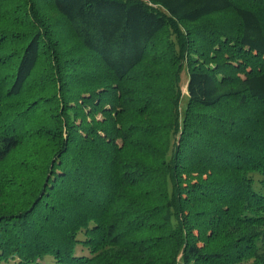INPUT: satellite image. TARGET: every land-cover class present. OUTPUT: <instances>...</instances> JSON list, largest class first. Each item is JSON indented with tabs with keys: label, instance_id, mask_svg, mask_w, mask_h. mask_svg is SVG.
I'll use <instances>...</instances> for the list:
<instances>
[{
	"label": "trees",
	"instance_id": "obj_1",
	"mask_svg": "<svg viewBox=\"0 0 264 264\" xmlns=\"http://www.w3.org/2000/svg\"><path fill=\"white\" fill-rule=\"evenodd\" d=\"M48 257L264 264V0H0V264Z\"/></svg>",
	"mask_w": 264,
	"mask_h": 264
},
{
	"label": "rangeland",
	"instance_id": "obj_2",
	"mask_svg": "<svg viewBox=\"0 0 264 264\" xmlns=\"http://www.w3.org/2000/svg\"><path fill=\"white\" fill-rule=\"evenodd\" d=\"M187 79H188L187 74L186 73H183V76H182V86H183V90L182 91H183V94H186L187 93L186 92ZM185 103H186V100L183 101V104H185ZM255 179L258 180V179H260V177L255 176ZM79 253H82L81 248L79 249ZM83 253L84 254H87L86 251H83ZM45 260L46 261L42 262L41 264H56L51 257H48ZM11 264H14V263H11Z\"/></svg>",
	"mask_w": 264,
	"mask_h": 264
}]
</instances>
